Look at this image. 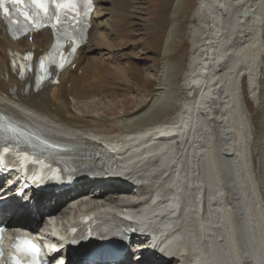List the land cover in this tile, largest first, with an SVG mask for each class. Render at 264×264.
<instances>
[{
  "label": "bare ground",
  "instance_id": "1",
  "mask_svg": "<svg viewBox=\"0 0 264 264\" xmlns=\"http://www.w3.org/2000/svg\"><path fill=\"white\" fill-rule=\"evenodd\" d=\"M156 1L157 12L147 25L139 17L148 13L141 0H94L87 43L59 74L58 84L40 91L33 78L13 73L12 52L45 51L50 31L13 40L0 23V112L63 146L60 154L77 168L73 187L43 193L24 210L11 198L1 204L0 215H18L16 223L9 221L12 229L40 228L44 234L51 230L44 209L59 230L83 211L93 212L95 227L118 223L124 215L137 221L134 227L143 232L139 242L154 245L149 230L165 239L156 245L165 254H156L154 264H264V239L246 219L252 210L245 208L240 180L235 190L241 193L239 210L246 212L236 223L228 204L237 198L227 196V201L216 173L220 153L235 154V160L243 153L264 225V0ZM135 22L143 27L135 41L148 47L142 58L151 61L150 68L139 65L134 51L124 46L122 36ZM111 34L118 38L119 57L105 51ZM247 48L253 54L243 66L241 50ZM130 85L139 95L135 110L124 108L110 119L98 107L82 105L109 89L103 97L114 98ZM231 113L245 124L239 150L227 141ZM130 177L134 180L125 183ZM129 193L147 195V201L137 205L132 196L119 197ZM68 259L71 264H132L128 257L91 262L72 253Z\"/></svg>",
  "mask_w": 264,
  "mask_h": 264
},
{
  "label": "rangeland",
  "instance_id": "2",
  "mask_svg": "<svg viewBox=\"0 0 264 264\" xmlns=\"http://www.w3.org/2000/svg\"><path fill=\"white\" fill-rule=\"evenodd\" d=\"M141 1L145 3L144 5L146 6V10L148 13L142 12L141 14H139L140 15L139 17H142L144 19L143 22L148 25V20L151 21L153 19L154 12H157L158 2L156 0H141ZM135 10L138 13H140V8L139 9L137 8ZM135 10L133 13L134 14L133 20H136L135 17L137 15V13ZM145 19H146V21H145ZM136 23L137 22H135L133 25H131V28L128 29L127 33H125L122 36V38H124V40H125L124 46H126L125 49L128 48V50H126V51H128V52L134 51V53L136 54V57H137L136 61L139 63V65H146L147 68H150L151 61L149 59L147 60L145 58H142V57L146 56V53H148V51H147L148 47L146 46L144 41H135V40H138L140 38V34L143 31V27H141L140 24H138V23L136 24ZM107 39H108L109 45L107 46L108 49H105V51H107V50L113 51V53L114 54L116 53V55H118L117 57H119V52H117V51H120L119 50L120 48H118L119 47V43L117 41L118 38L111 34L109 36V38L107 37ZM135 45H136V47H135ZM121 52H124V51L122 50ZM99 54L100 53H99L98 49H95L92 52V56H94L96 58L99 57ZM252 54H253V49L247 48V49L241 50V57L243 58V60H242L243 66L247 63L248 58H252ZM111 63H113V65L117 64V58L115 57V60L113 58ZM118 64H120V63H118ZM113 81L115 82L116 85H118L117 80H113ZM123 89H124V91L118 93L119 95L114 97V98H106V97L104 98L103 96L105 94L110 95V93H111L110 89L105 90L104 93H102V94H98L97 96H93L91 98H88L82 105H84L85 107L88 106V109L91 107L94 108V106H96V107H98L99 113H101L102 115H104L105 117H108L110 119L115 118L117 115L121 114V112H123L124 108L127 110L129 109L131 111L135 110L137 108V103H138V98H139L138 92L134 91V89L131 87V85L130 86H123ZM103 110H108L110 113L104 114ZM230 119H231L230 121H231V129L232 130H230L231 133L229 132L227 135L229 138V139H227V141L230 140L228 142L231 143L234 148L236 147V149L239 150L238 146H239V144L244 142L245 135H246V134L244 135V133L246 132L245 131L246 130L245 124H244L243 120H241V122H240V119L237 118L234 113L230 114ZM217 143L219 144V142H217ZM238 153H239V151H238ZM222 154H224V153L222 152ZM222 154L220 153V157L217 156V158L219 157L218 158L219 161L216 160V162L218 161L219 164L216 163V166H217L216 173L220 175V176L217 175V177H218L219 181L222 182V183L221 182L220 183L222 185L221 187L223 189V194L226 195V199L228 198L227 196H233V197L237 198V201H234L233 204L228 202L229 203L228 206L230 205L229 210L231 212L232 221L234 220L236 223H238V219L239 218L241 219V217H243L244 213L246 212L245 211L243 213L242 210H239V206H238L240 203V199H241V197H239L238 195L241 193H239L238 191L235 190L236 185L234 184L238 179V181L240 180L239 182H240L242 193H244L246 195V199H245V197L243 199V203L245 205V208H247V206H248L252 210V211H250V213L245 214L246 219L252 225L254 222L253 227L254 226L255 227L253 230H255V228H257L255 231L256 232L258 231L257 233L260 236V238L262 237L264 239V225H263V223L259 217L260 216L259 212L256 211L259 209V205H258V202L256 201V198H254L255 195L252 193V186H251V184H250L251 182L249 180L250 178H249V175L247 172V168L245 167V165H246L245 159L244 158L241 159L243 153L241 154V157H240L241 160L239 158H236V160L232 159V157H234L235 154L233 156L226 155V154L223 156ZM222 156H223L224 160L221 158ZM229 156L231 158H229ZM230 159L233 160V162L235 161L236 164L232 165L228 161ZM218 166H220V167H218ZM233 166L235 167V170L237 171L236 173H233V169H232ZM218 168H220L221 170ZM234 179H236V180H234ZM216 190H219V188L216 187ZM131 196L133 197V200L137 198L136 193L135 194L134 193L122 194L119 197L120 198L124 197V198L129 199V198H132ZM133 200H131V202H133ZM227 201H228V199H227ZM64 206H66V204L63 205L62 207H64ZM249 208H247V209H249ZM251 212H252V214H251ZM249 215H250V217H249ZM251 221H253V222H251ZM260 238H258V239L254 238V239L256 240V242L259 243V242H261Z\"/></svg>",
  "mask_w": 264,
  "mask_h": 264
},
{
  "label": "snow or ice",
  "instance_id": "3",
  "mask_svg": "<svg viewBox=\"0 0 264 264\" xmlns=\"http://www.w3.org/2000/svg\"><path fill=\"white\" fill-rule=\"evenodd\" d=\"M21 5L23 8L20 7ZM81 5L84 6L83 12L80 11ZM9 6L12 11L23 16L28 22L33 19L36 23H40L42 20H54L57 25L68 20L79 24L81 15L87 16V8L94 7L92 0H0V15L6 19L10 18ZM61 10L64 12L63 21L59 16ZM20 30H23L22 25ZM59 66L64 67L65 65L60 64ZM17 251L20 253L19 258L16 255ZM12 258L14 264H39L40 247L34 241L18 238L17 242L13 244Z\"/></svg>",
  "mask_w": 264,
  "mask_h": 264
}]
</instances>
